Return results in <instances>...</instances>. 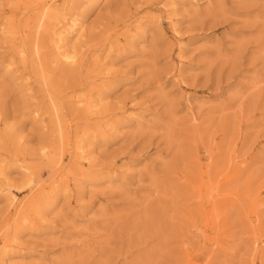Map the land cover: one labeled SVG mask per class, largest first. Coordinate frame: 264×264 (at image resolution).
<instances>
[{
	"label": "rangeland",
	"instance_id": "374dc122",
	"mask_svg": "<svg viewBox=\"0 0 264 264\" xmlns=\"http://www.w3.org/2000/svg\"><path fill=\"white\" fill-rule=\"evenodd\" d=\"M0 264H264V0H0Z\"/></svg>",
	"mask_w": 264,
	"mask_h": 264
},
{
	"label": "bare ground",
	"instance_id": "6f19581e",
	"mask_svg": "<svg viewBox=\"0 0 264 264\" xmlns=\"http://www.w3.org/2000/svg\"><path fill=\"white\" fill-rule=\"evenodd\" d=\"M75 28H76V27H75ZM59 38H60V37H59ZM60 47H61V45H60ZM60 47H59V48H60ZM63 47H64V46H63ZM66 52H67V51H66ZM64 58H65L66 60H71V59H72V56H67V55H65Z\"/></svg>",
	"mask_w": 264,
	"mask_h": 264
}]
</instances>
